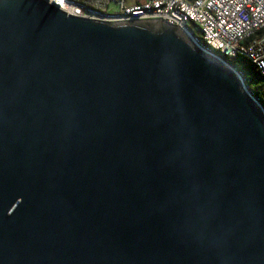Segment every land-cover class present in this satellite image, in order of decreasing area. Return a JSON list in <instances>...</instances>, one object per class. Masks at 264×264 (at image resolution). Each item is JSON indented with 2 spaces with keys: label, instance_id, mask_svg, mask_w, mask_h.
Instances as JSON below:
<instances>
[{
  "label": "water",
  "instance_id": "95a60500",
  "mask_svg": "<svg viewBox=\"0 0 264 264\" xmlns=\"http://www.w3.org/2000/svg\"><path fill=\"white\" fill-rule=\"evenodd\" d=\"M177 27L0 0V264H264V107Z\"/></svg>",
  "mask_w": 264,
  "mask_h": 264
},
{
  "label": "built area",
  "instance_id": "2783aa9c",
  "mask_svg": "<svg viewBox=\"0 0 264 264\" xmlns=\"http://www.w3.org/2000/svg\"><path fill=\"white\" fill-rule=\"evenodd\" d=\"M46 1L68 15L105 22L160 20L180 29L206 53L225 60L245 56L264 75V0Z\"/></svg>",
  "mask_w": 264,
  "mask_h": 264
},
{
  "label": "rangeland",
  "instance_id": "374dc122",
  "mask_svg": "<svg viewBox=\"0 0 264 264\" xmlns=\"http://www.w3.org/2000/svg\"><path fill=\"white\" fill-rule=\"evenodd\" d=\"M114 9H115L114 7H111L109 10L113 11ZM227 60L229 62H232V64L234 63L238 67V69L242 72V74H244L245 77L247 78L248 85L252 89H254V91L256 92L260 91V95L264 99L262 88L258 87L259 81L254 77L252 73L253 66L250 63H248L242 56L239 55L231 56Z\"/></svg>",
  "mask_w": 264,
  "mask_h": 264
},
{
  "label": "trees",
  "instance_id": "16d2710c",
  "mask_svg": "<svg viewBox=\"0 0 264 264\" xmlns=\"http://www.w3.org/2000/svg\"><path fill=\"white\" fill-rule=\"evenodd\" d=\"M192 31L194 32V34L198 35V29H196V27H193L192 28ZM241 56V55H239ZM248 63H250L252 66H253V69H252V73L254 75V77L259 81L258 83V87L262 88V92L264 94V75L260 73V71L256 68V66L251 63L245 56H242ZM229 62V61H228ZM232 66H234L236 68V70L242 75L244 76V81H245V84H246V87L250 90V92L256 97L258 98V100L261 102V104L263 105L264 107V99L263 97L260 95V91L256 92L254 91V89H252L248 83H247V78L245 77L244 74H242V72L238 69V67L232 62H229ZM257 87V86H256Z\"/></svg>",
  "mask_w": 264,
  "mask_h": 264
}]
</instances>
